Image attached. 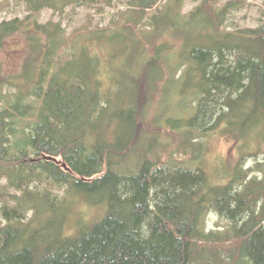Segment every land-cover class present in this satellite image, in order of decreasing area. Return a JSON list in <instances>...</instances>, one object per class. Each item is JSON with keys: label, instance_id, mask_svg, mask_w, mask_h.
I'll use <instances>...</instances> for the list:
<instances>
[{"label": "trees", "instance_id": "obj_1", "mask_svg": "<svg viewBox=\"0 0 264 264\" xmlns=\"http://www.w3.org/2000/svg\"><path fill=\"white\" fill-rule=\"evenodd\" d=\"M114 1L105 0L107 7ZM160 1L117 0L129 12L123 27L97 32L123 52H110V64L118 68L110 73L113 91L103 94L95 84L99 61L79 46L62 62L63 25L31 17L97 0H25L31 16L0 23V51L22 31L25 40L38 42L33 52L39 55H30L34 64L24 71V83L17 72L4 76L0 66V179L22 193L8 195L15 204L5 200L0 209L9 224L0 226V264H264V177L244 183L247 174L241 172L227 187L208 188L201 169L151 161L157 138L143 131L150 127V103L161 97L166 103L163 96L172 89L185 97V88L195 113L183 130L177 121L171 126L181 129L178 151L188 147L199 156L203 146L196 141L209 132L232 133L237 126L240 138L264 126V7L258 27L232 31L229 15L246 0H227L221 8V0H194L200 3L187 15L186 0H173L163 10ZM142 24L149 34L135 33ZM232 117L241 122L234 124ZM42 178L64 190V198L34 190ZM241 180L242 190L234 189ZM79 198L104 213L70 235L67 208ZM42 207L58 211L59 219L41 228L44 236L29 234ZM213 212L231 222L230 230L205 231Z\"/></svg>", "mask_w": 264, "mask_h": 264}, {"label": "rangeland", "instance_id": "obj_2", "mask_svg": "<svg viewBox=\"0 0 264 264\" xmlns=\"http://www.w3.org/2000/svg\"><path fill=\"white\" fill-rule=\"evenodd\" d=\"M97 1V3L92 5L78 7L76 9L70 7L62 14L52 10H43L31 16L27 10L25 0H0V23L12 22L17 18L25 21L28 15L31 16L33 20H37L40 24L50 22L56 24L61 23L66 30L64 43L60 51V54L63 55L61 61H67L70 59L72 53H74L75 48L84 46V48L88 50L89 56L95 57L100 64L99 73L95 80L97 88H99L101 94L109 93L114 89L113 78H110L111 69L118 68L116 67L117 62L115 64H110V52L115 54L114 56L120 55L123 52L120 53L121 49L112 48L108 43V39L105 37L98 39L97 32L104 30L107 32L106 34H110L115 30H121L120 28H122L126 22L125 17L129 12L128 9L118 5L117 0L113 2V6L109 7H107L108 4L105 0ZM172 1L173 0H161L158 6L159 9L163 10L164 7ZM263 1L264 0H246L245 6L242 9L231 13L228 20V25L231 27V30L258 27L259 21L262 18ZM226 2L227 0H221L217 4V8L223 7ZM199 3L200 1L195 2L194 0H186L183 14L187 15ZM154 13L155 10H153L150 15ZM123 14H126V16L124 17ZM140 27L141 28L135 29L136 34L138 32L140 35H147L151 31L145 24H142ZM23 33L24 32L21 31L9 37L6 40L4 48L0 51L2 74L11 77L14 72H17V81L19 83H24L26 81L27 76H25V72L29 69L28 66L30 63L34 64V60L30 55L32 54L34 58L39 60L38 52L36 54L33 52L35 44L37 45L38 42L36 41L35 43L32 40H25L26 35ZM173 39L174 38H172L169 43H174ZM163 41L164 39L161 42ZM181 47L183 48V45ZM17 48H19V52L16 51ZM177 48L180 49L178 46ZM180 51H183V49H180ZM123 58L124 55L121 56L120 63L124 61ZM180 59L181 58H177L176 60ZM58 61V59H55V62ZM54 71H56V69H53L52 73ZM182 72L183 70L178 72L176 80L182 76ZM112 75L114 76L115 74ZM9 90L8 86L3 87L4 93ZM185 90V97H183L181 91L173 93L174 89H172L170 94L163 96L166 103H161L162 97L150 103L145 122L150 124L151 128L143 126V131L148 136H156L158 148H155L154 151L149 153V159L154 161L157 158V160L162 159L164 163L173 164L176 162L174 165L183 164L188 165V167L192 169H201L207 175L208 188L227 187L238 178L237 175L241 174V172L247 174V178L243 180L244 183L252 178H257L259 180L263 179L264 167L258 168L257 166H264V126L252 133L248 131L240 138L238 136L240 134L238 130L240 127L237 126H235L232 133H225L222 128L209 132L207 135L202 136L200 140L196 141L203 146L199 152V156H197L198 152L188 147L186 152L183 150L178 151V147L181 143V129H179L180 131L173 130L171 126L177 121L181 127L183 126V130L186 122L195 113V107L190 102L193 98L191 90L189 91L188 88H185ZM189 102L190 104L188 105ZM250 118L253 120L254 118L260 117L253 116ZM234 120L233 117L230 119L234 124L241 122V120L240 122L237 119L236 121ZM153 123H155V125L151 126ZM156 126H159L158 128H162L163 130H156ZM234 136L238 137L236 138ZM196 138L199 137L197 136ZM130 167L132 168V165H125L124 169L126 170ZM248 171L249 176L247 173ZM241 182L242 180L233 184L234 189L242 190L244 184H241ZM8 184L9 182L5 177L0 179V189H4L6 195L4 199L0 198V209L5 200H8L12 205L15 204L9 200L7 197L8 195L11 196L16 194L22 196V193L16 192L14 188H8ZM37 186L39 187L37 192L43 194L46 191H50L53 192L54 196L60 195L62 199L64 198V190L48 185L44 182L43 178L39 183L33 185V189L35 190ZM208 190L209 189H207V193ZM43 203H45L44 200L40 201V204ZM41 210L43 213L31 224L29 234L39 232L44 236L43 231L41 232V228L46 229L49 224H53L59 219L60 214L58 211L52 210V212H48L43 207ZM45 211L46 213H44ZM67 212L69 220L66 225V231L68 234L74 235L79 229H85L96 223V221L102 217L104 209L102 207L90 205L84 199L79 198L69 203ZM33 216L34 211L28 214L27 221H31ZM0 226L2 228L9 226L8 221L3 219L1 210ZM203 228L207 233L212 231L225 233L230 230L231 222L213 212L206 216ZM46 231L51 234L54 233L52 230Z\"/></svg>", "mask_w": 264, "mask_h": 264}, {"label": "water", "instance_id": "obj_3", "mask_svg": "<svg viewBox=\"0 0 264 264\" xmlns=\"http://www.w3.org/2000/svg\"><path fill=\"white\" fill-rule=\"evenodd\" d=\"M64 167H66V165Z\"/></svg>", "mask_w": 264, "mask_h": 264}]
</instances>
